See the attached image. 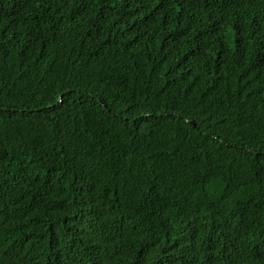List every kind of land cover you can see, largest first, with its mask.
<instances>
[{
    "label": "trees",
    "instance_id": "obj_1",
    "mask_svg": "<svg viewBox=\"0 0 264 264\" xmlns=\"http://www.w3.org/2000/svg\"><path fill=\"white\" fill-rule=\"evenodd\" d=\"M0 264H264V0H0Z\"/></svg>",
    "mask_w": 264,
    "mask_h": 264
}]
</instances>
